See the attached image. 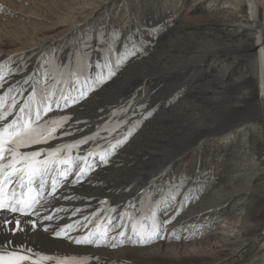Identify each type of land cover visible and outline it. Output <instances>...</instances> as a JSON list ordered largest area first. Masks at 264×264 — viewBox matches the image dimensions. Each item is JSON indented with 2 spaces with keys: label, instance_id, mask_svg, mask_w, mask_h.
Segmentation results:
<instances>
[{
  "label": "bare ground",
  "instance_id": "1",
  "mask_svg": "<svg viewBox=\"0 0 264 264\" xmlns=\"http://www.w3.org/2000/svg\"><path fill=\"white\" fill-rule=\"evenodd\" d=\"M91 1L88 3L92 4V9L86 11L85 19L60 27L62 30L54 36L49 37L47 30L38 29L34 36H18L19 41L10 39L0 47V107L8 100L6 109L11 112L5 122L17 116L12 114L14 101L16 109L28 103V98L33 95V107L40 105L41 99L60 103L59 108L53 103L52 110L39 122L41 126L47 124L49 129H55L51 138L23 146L18 151H42L43 157L40 155L37 159L43 161L48 158L46 153L61 149L54 157L57 162L49 165L51 170L43 177V188L38 186V181L29 188L27 177L24 188L17 186L18 181L3 186V192L7 194L3 198L10 205L15 199L25 197H34L39 202L25 208L24 212L0 209V247L8 251L13 248L31 249L34 254L32 260L23 264H32V261L35 264H57V261L67 264H179L178 261L182 262L187 256L205 257L203 245H187L185 242L191 238L202 241L211 236L209 229L218 227L221 219H226V226L230 228L233 227L231 224L239 222L245 198L244 191L237 189L235 182L243 178L247 183L245 192L252 189L257 171L256 158H252L250 151L243 146L238 152L239 157H236L243 158L246 164L253 163L255 169L250 174L248 169H244L247 175L233 176L214 191L211 184L206 185L208 177L205 171L198 173L197 190L187 193L181 192L183 185L179 181L164 191L157 189L160 185L158 177L170 163L182 160L184 153L201 147L204 139L216 135L222 144L232 143L231 132L235 126L216 130L218 122L215 118L222 117L221 121L250 113L256 108L258 114L251 115L256 117L253 119L255 123L245 122L240 129L247 130L250 125L254 130L264 131V0H237L240 8L245 7V2L249 3L250 15H242L235 9L224 11L221 7L211 10L197 4L193 14L188 16L182 8L185 0L181 4V0H174L170 6L161 0H151L142 5L138 23L155 37L166 29L171 30L174 14L180 16L185 12L184 19L188 21L172 26L178 38L175 44L170 39L161 42L165 48L160 45L163 50L151 59L152 74L145 71L150 61L135 52L125 55L114 52L103 60L107 65L101 63L93 69L84 68L76 56L79 50L76 43L84 36L83 31L88 28L90 18L100 9L109 13L107 8L116 4V0ZM138 1L142 3V0ZM124 12L120 16L112 12L113 23L119 17H122L121 23L127 22L129 13L125 15ZM199 34L206 41L197 42L200 43L197 49L181 47L185 41ZM123 40H128V37L122 35L119 42ZM36 44L41 47L39 53H34L33 45ZM10 46L15 48L8 50ZM168 51L177 53L172 62L167 58ZM246 51L250 55L244 53ZM162 57L167 58V63L159 62ZM156 59L157 62L154 61ZM114 65H127L122 77L107 83L101 93L95 92L93 85L103 79V72L108 74ZM98 68H101V73ZM195 70L201 72L196 76ZM138 77L148 85L156 81L169 83L178 80H186L188 84L178 99L169 100L163 98L166 88L163 89L160 83L156 82L148 93L145 88L143 91L144 86L136 87ZM237 84L245 86L237 89ZM255 88L258 93L253 94ZM112 91H115L114 98L118 99L102 101L107 96L110 99L112 94L107 92ZM82 92L87 93L83 98ZM122 92H130L131 96ZM225 92L232 97L224 99ZM220 94L223 95L220 97ZM237 97L242 100L237 101ZM99 109L107 113L101 121H93L90 116L82 114L98 112L96 110ZM137 110H141V118L135 120L132 112L136 114ZM122 112L125 114L121 115ZM64 117L68 119L62 126L48 123ZM106 128L112 132L108 135L100 133ZM84 140L87 142L80 143ZM117 141L123 143L117 144ZM82 144L93 148L86 149ZM60 161L67 163L61 164ZM188 186L189 183L186 184ZM17 221L19 229L16 228ZM97 224L98 229L91 231V226ZM153 224L157 226L156 239L147 244L133 242L139 239L137 232L150 231ZM61 230L67 235L57 237L55 232ZM101 232H106L110 243H74L75 239L89 233L99 235ZM230 236L233 237L229 235L227 239ZM172 240L175 243L168 244ZM112 244L116 246L112 247ZM0 255L4 253L0 252ZM39 257H56L57 260H41Z\"/></svg>",
  "mask_w": 264,
  "mask_h": 264
},
{
  "label": "rangeland",
  "instance_id": "2",
  "mask_svg": "<svg viewBox=\"0 0 264 264\" xmlns=\"http://www.w3.org/2000/svg\"><path fill=\"white\" fill-rule=\"evenodd\" d=\"M90 1L91 0H0V47L5 43V41H8L10 39L11 40L18 39L17 41H19L20 37L21 38L24 37L23 35H33V34L35 35L36 34L35 31H37L38 29L39 30L44 29L45 31L47 30L49 32L48 35L49 37L54 36L55 34L60 32V30H62V28L60 27L68 26L70 22H74L75 20H78L80 18L85 19L86 11L92 9V4L88 3ZM161 1H162L161 3L163 4L166 3L169 6L174 4V0H165V1L161 0ZM182 1L183 0L180 1V4L182 3ZM217 1L185 0L182 3L184 4L182 8L186 11V13L185 12L184 13L187 14L188 16L193 14L192 12L197 4L205 6L208 9L212 8L211 10H215L216 7L217 8L221 7L224 11L227 10L229 11L232 9L233 10L235 9L236 11L238 10L237 12H239L242 15L244 14L250 15L251 13V10L249 8L250 7L249 3L247 2H245V7L240 8V4L237 0H217ZM91 2L93 3V1ZM147 2H151V0H142V3L139 2L138 0H127L126 2H123L122 0H116V4H114L113 7L107 8L109 9V13L108 10L106 9H100L92 18H90L89 20L90 22L88 21L89 25H87L88 28L86 29L87 31L86 30L83 31L84 36L81 38L80 41L76 43V46L79 49L77 50L76 56L79 58L80 62H82L84 68L93 69L97 67L98 64L101 63L102 65H107L108 63L103 62V60L108 59L111 55H114V52L116 54L122 53V55L135 52V54L137 55L141 54V56L145 57V59L150 61V64L149 66L147 65L145 71L149 74L150 72L151 74L153 73V70L150 69L152 68L151 59L157 55L159 50H160L159 53L163 50L162 47L165 48L164 46L161 45V42H165L168 39H170L171 41L170 40L168 41L172 42V44H175L178 38L177 36H175L176 33L174 34L173 32L174 30H172V26L173 25L178 26L180 24H184L186 23L185 21L187 20L184 19L185 17L184 13L181 14L180 16H175L177 14H174L172 18L173 21L171 20L172 26L170 27L172 31L166 29L162 33V35H160L159 37H155L149 32L148 29H146V27H143L138 23V17L142 13L141 7L142 5L144 6ZM122 11L123 12L125 11L124 12L126 13L125 15L129 13V17L126 19L127 22L121 23L120 20H122V17H119L117 19V22L113 23V20L110 17V15H112V12L120 16V14L123 13ZM72 14H74L75 16ZM170 14L169 16L172 17V13ZM67 18L68 20H66ZM133 21L136 22L134 23ZM51 26L54 27L50 28ZM122 35L128 37V40L125 41L123 40L122 42H119V40L121 41ZM18 36L20 37L18 38ZM76 36L77 35H75L74 37ZM202 36L203 35L199 34L195 36L193 39H188L187 41H185L186 44L185 43L182 44L181 47H187V48L199 47L200 43L198 44L197 42L206 41V39H204ZM171 38L173 39V41ZM191 44H193L194 46ZM59 46L62 47V45ZM14 48L15 46H10L8 47V50ZM33 48L35 50L34 53L40 52L41 47H38L37 44L33 45ZM237 53H239V51ZM244 53L250 55L249 51H246ZM176 54L177 53L175 51L174 52L168 51L167 58H169V60L171 61V59L177 56ZM14 55H18V54H14ZM14 55L12 54V56ZM237 56L238 58L242 59L241 55L237 54ZM167 58L162 57L161 61L159 62H163V64L164 62L167 63L166 61ZM131 60H133V58ZM154 61L157 62L158 60L156 59ZM171 62H168V64L170 65ZM42 63L45 64V60H43ZM209 64L210 63L208 62L207 66H209ZM65 66L66 68L69 67L68 65ZM126 66L114 65L113 68L109 71H112L115 74L110 78H106L108 77V74L107 72L104 71L101 77L103 79H99L102 80L103 82L98 84L100 86H98L97 83L94 84L93 90L95 89V92L101 93V91L104 90L103 87H105L107 83L116 82L118 79L122 77V75L126 70L125 68ZM98 70L101 73V68H98ZM59 72L67 75L66 72H61L60 70ZM198 72L201 71L195 70L193 73L194 75L197 76L199 74ZM202 73H204V71ZM148 78L149 77H147L146 80ZM142 82H141V78H139V80H135V85L136 87L144 86L142 89L143 91L144 88L147 89L145 91L147 93L149 92L148 90H151V88L154 87V85L160 83L159 81L158 82L156 81L157 83L153 82L154 83L153 85L150 83L148 85V82L145 81ZM186 82H187L186 80H178L176 82L171 81L168 83L163 81L162 83H160L163 89L166 88L163 98L169 100L178 99L179 96L182 94V91L184 90L185 86L188 84ZM244 86L245 85L243 84H237L235 88L237 89L243 88ZM227 88H230V86H228ZM230 90L232 91L234 89H230ZM107 91H111V90H107ZM114 92L115 91L107 92L108 94H112L111 95L112 99L111 98L109 99L107 96L106 98L104 97L102 101L105 102L106 100L118 99L117 97L114 98ZM255 92L258 93V90H256V88L253 94H256ZM122 94H125V96L128 95L131 96L130 92L128 93L122 92ZM223 94H220V97L223 95L224 99L225 98L227 99L228 97H232V94L228 92L227 93L225 92ZM84 99H88V98H84ZM236 100L240 101L242 99L240 97H237ZM1 102L2 99L0 100V103ZM8 103L9 102L7 100L5 102V105L3 107H0V111L5 110L6 107L8 106ZM94 108L97 109V107ZM96 111L98 112L94 111L93 113H82V114L85 116H90L93 119V121H96V119L98 121H101L107 114L101 112L100 109ZM140 111L141 110H137L136 114L135 111L132 112L133 113L132 115L135 116L136 118L135 120L141 118ZM12 114L19 115V113L17 111L14 112V110ZM120 114L121 115L125 114V112H122ZM254 114L256 115L258 114L256 108H253L250 111V113L248 112L241 113L235 117L224 118L221 121L220 119L222 117L220 119L215 118L217 119L218 122L217 124L218 127L216 128V130L219 128L226 129L231 125L235 126L233 127L231 132L232 143H228L227 145L222 144V142L218 139L219 137H217L216 135L212 136L209 139H204L203 141H201L203 147L202 146L196 147L194 148L195 150L192 149L187 151L186 153H184L182 160L179 159L174 163H170L167 169L158 177L160 181V185L157 187V189H161L162 191H164L165 189L170 188L173 183L179 181L183 185L182 186L183 191L181 192L187 193L190 191L193 192V190L194 191L197 190L200 181L199 180L200 178L198 177V173L199 171H205L207 173L206 176L208 177L207 178L208 182L205 181L207 183L205 184L206 185L211 184L210 185L211 189L214 191L217 190V188L220 189V187H223L224 184H226V182L231 177L233 176L237 177L239 176V174L242 175L243 173L245 176L248 173L250 174L253 169L257 168V171L255 172L256 177H255L254 185L248 193L245 192L246 189L244 188V186L247 185V183H245L246 181L245 179L242 178L241 179L242 181L236 180L235 182L237 189H242V191H244L243 198L245 199L243 202L244 205H242L243 214L241 215L239 222L235 224H231L233 226L231 227L233 228V231H230L231 228L226 226L227 220L221 219L222 222L218 227L215 226L214 228L209 229L211 230L209 231V234L211 236L203 239L202 241L201 240L196 241V239L194 240L192 238L190 240L187 239L188 241L185 242L187 245H196V246L203 245L202 254H206V256L205 257L187 256L183 259L182 262L178 261L179 264L180 263L182 264H245L246 263L248 264L249 262H253V261L256 262L255 264H262L264 259L263 257L264 256V247H263L264 131L262 129L254 130L250 125L247 128V130L240 129V126L245 122L250 124L255 123L253 119L256 117L251 116ZM43 116L44 114L42 115L41 120L43 119ZM255 126L257 125H254V127ZM105 130L101 131L100 133H104L108 135L112 132V129L110 128L109 129L106 128ZM243 146L250 151L252 158L254 157L256 158L257 166H255V168L253 167V163L246 164L245 162H243L244 161L243 158L242 159L237 158L239 157L238 152ZM83 147L86 149L93 148V147H85L84 145ZM27 153H31V151H28ZM43 155L44 153H42L41 151V157H43ZM237 169L239 170L241 169V171H238ZM244 169H248L249 172L247 173V171H244ZM187 183H189L188 187H186ZM91 227H92L90 229L91 231H96L98 229V224L93 225ZM231 232L234 234H231ZM229 235H233V237L230 236V239H227ZM174 240H177L178 242L182 241L178 239H174ZM171 243L174 244L175 242L173 240L168 242V244ZM181 251H184V248H182Z\"/></svg>",
  "mask_w": 264,
  "mask_h": 264
},
{
  "label": "snow or ice",
  "instance_id": "3",
  "mask_svg": "<svg viewBox=\"0 0 264 264\" xmlns=\"http://www.w3.org/2000/svg\"><path fill=\"white\" fill-rule=\"evenodd\" d=\"M114 74V72L109 71L108 77L106 78H110ZM102 82V80H99L97 81V84ZM86 95V92H82L81 98ZM34 99L35 95L29 97L28 103L18 109L15 108L14 101L12 108L14 111H17L19 115L14 117L9 122L5 121L11 112L7 109L0 111V209H8L11 212H24L25 208H31L33 204L38 203L39 201L34 197H25L15 199L14 203L10 205L8 200L3 198L7 195L3 192V186L13 181H18L17 186L24 188V179L27 177V186L29 188L31 184L37 181L38 186L43 188V177L51 170L49 165L57 162L54 157L61 151V149H56L53 152L46 153L45 155L48 158L43 161L37 159V157L41 155V152L21 153L18 151L23 146L39 143L42 140L51 138L52 133L55 131L54 128L49 129L47 124L41 126L38 122L41 121L43 114L52 110L53 103L57 108H59V101L41 99L40 105L34 108ZM67 119L68 117H64L59 121H50L48 123H55L58 126H62L63 121ZM44 132H47L48 135L44 136ZM129 135H131V133H129ZM86 142L87 140L80 141V143ZM122 143L123 141H117V144ZM113 147H115V145ZM60 163H67V161H60ZM80 171L83 172L84 169H81ZM12 195L15 197L14 191ZM48 219H51V217H48ZM16 228L19 229V221L16 222ZM55 235L60 237L66 236L67 233L64 230H61L59 232H55ZM120 235L123 236L124 233L121 232ZM136 235L139 239L134 240V243L147 244L158 237L157 226L153 224L150 231L141 230L137 232ZM69 238L71 239V237ZM74 243L101 245L110 243V241L106 238V232H101L99 235L96 233H89L86 236L75 239ZM111 246L115 247L116 245L112 244ZM8 247L11 248V245ZM0 252L4 253V255H0V264H23L24 261H31L32 256L34 255L31 249L23 248H13L11 251H8L7 249L0 247ZM24 252H27L28 254H22ZM39 259L57 260L56 257H39ZM32 264H35V261H32ZM57 264H67V262L57 261Z\"/></svg>",
  "mask_w": 264,
  "mask_h": 264
}]
</instances>
